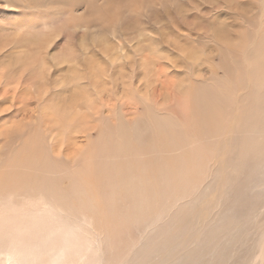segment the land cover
Returning <instances> with one entry per match:
<instances>
[{"label":"rangeland","instance_id":"rangeland-1","mask_svg":"<svg viewBox=\"0 0 264 264\" xmlns=\"http://www.w3.org/2000/svg\"><path fill=\"white\" fill-rule=\"evenodd\" d=\"M184 1L187 0H0V35H3L2 38L0 36V39L4 40L3 38L4 35L7 36L6 34H8V37H10L9 35L11 34L12 36L10 38L13 39L14 33L12 31H14L15 29H22L18 30V34L15 35L16 39H14L12 43H10L9 39V45L7 41L8 37H6V43L0 40V43L2 42L6 44V48L5 46H3L4 49H2L1 47L3 44H0V51L2 50V52L0 53V61L3 60V64L0 63L1 255L2 252H6L9 247L11 248L10 244L12 245L13 243L14 250L16 249L15 251H17L19 255V261L16 260V264H45L48 262L49 257L51 255H54V253L60 251L61 248H63V250L65 251L64 258L62 260L63 262H65V264H92L94 262H96L97 264L96 255L91 250L89 252V247H91L90 239L88 240L89 234L87 231L89 229V224L84 222L82 218H78L80 220L79 221L76 220V218L74 219L75 216L69 217V212L63 209L67 211L66 213L62 210V207L60 205V207L57 205L58 203L55 201L54 196H52V194L49 192L50 189H48L49 183L47 181V172L49 170V172L54 175L52 176L53 182L61 188L62 193L66 195L65 192H68L67 196L69 197V199H71L73 196L70 193V188L71 185L77 184L75 181L83 179L88 181L90 184H92L93 182L92 185L95 188H99L98 185H100L101 187V185H103L101 183L102 181H99L101 177L100 174L103 173L101 167L107 165L105 164V160L111 156L110 153L118 149L116 141L118 139V136H120L121 134V130H127L129 133L131 132L130 134L139 137L141 136L138 133H135L137 132V127H139V130H143V127H146L148 129L154 128L155 130H158L160 132H163L162 130H182V132L186 133L189 139L192 140V108L195 107V110L199 112H203L208 109H215L218 113L224 116L226 120L224 123L225 128L223 129V132L224 134H227V136L230 135L239 140L240 135L246 133L242 132V124L240 120L241 118H243L244 114L251 112L252 110L251 106L253 104H251L250 102L253 100V95H251L250 93H253V91H255V94L257 93V98L259 100H264V97L260 96L259 93L256 92V89L252 90L251 88V85L255 82L256 78L255 65L259 64L258 66L262 69V71H264V0H215L213 4H210L205 0H200L201 2L199 0H191V3L189 0L187 1V3H185ZM229 1L230 3H228ZM246 6H248L247 9ZM179 8L188 10V14L186 16L187 21L185 20L186 23H184V21H181L176 16ZM236 8L239 9V12H236ZM244 8L245 11L247 10L248 14H243L245 11L241 12V10H244ZM234 9L235 11L233 12ZM163 10L165 11V13H168L170 11V13H168L169 16L171 15V11L172 14L175 15L174 17L171 15L173 19V21H171L176 23L172 26L173 31H168V34H173L171 36L179 38L180 43L184 41V43L179 45L171 42L172 45L174 44V47L179 46L177 47V49L179 48L180 51L176 48L174 50L172 46H170V41L167 40V36H169L167 32H164L161 29L159 30V25H157V27H154L156 26L154 24L152 25L151 18L152 16H156L152 13L159 12L158 16H160L161 18H165V15H163ZM160 13L162 16L160 15ZM52 19L53 21L58 20L60 25L63 24L67 28H74L76 30V35H70V38L67 39L65 34L63 37L61 36L62 38H60V35H63L60 34L57 41H55L56 43L54 42L53 46L55 49H52L54 52L52 50H47L48 52H45V55H43L44 57L39 55L33 56V54H30L29 51L26 52L25 50H23L25 49L23 48V46H27V48L29 49L30 45L26 43L28 41L27 39L34 36L36 29L40 28L39 26H42L44 23H47V21L52 24ZM195 19L198 20L197 23L209 25L211 27L223 25V27H225V30L231 31L232 33H230L232 35L234 33L233 36L236 38V41L234 40L235 42H232V44L231 41L229 44H227V41H225L226 43L220 42L224 40H217L220 38H218V36L216 35L213 36L212 31V34L209 33V31L205 32V30L200 29L198 24L197 27L196 24L191 22ZM61 21L62 23H60ZM64 21L66 22L64 23ZM171 21L168 22L170 24V28L172 25ZM231 21L233 25L235 24L234 26L231 25ZM71 22L73 24H70ZM132 22L134 24L145 22L146 26H149L148 29L151 30V33L154 30L157 33L162 32V34L166 36V40L163 39V41H168V44L164 45L165 43L162 42L163 36L160 34V48L162 47L163 49L161 48L162 50H158V41L155 49L154 45L152 44L153 42H151V40H153L152 35H157L154 32V34L152 33L151 35L146 34L141 36L142 39H140V37L137 39L131 35H128L129 33L125 32L124 30ZM148 22H151L150 25ZM68 24L69 26H66ZM176 24L177 27H175ZM53 25L58 24L57 22H54ZM181 25H185V27H181ZM194 26H196L197 28ZM229 26L231 27V30ZM27 27L28 29H31L30 32H28L29 30L27 29ZM188 27L190 29H188ZM33 28H35V30ZM84 28L86 31H88V35L87 32H85V39H88L87 42L89 43V46L91 45L90 41L92 39L98 38V36H102L107 39V43L103 42L102 46L92 44L94 47H98L94 48L90 46L89 48L91 49H87L88 51H90L88 52L86 50L87 57L89 54L90 57H93L90 58L92 59L91 61H89L88 58L82 60L81 57H83L84 55L80 54L82 53V51L79 52L80 56L83 55L80 57V59L82 60L81 63H83V70L86 72H90L91 75L88 76V78L90 79V81L95 82V95L93 105H95V103L96 105L94 107L92 105L91 109L86 110L83 104H78V111L81 110V112L77 114L76 112L78 111L74 110L70 112V115H67L66 113L64 114V112L61 111L62 109L60 111H57L55 108H57L56 106H58L60 101L62 103L70 98L68 96L71 94V91L69 92L71 88L67 89L62 85L57 86L61 81H63L65 76L70 77V75L68 76L67 74H65V68H67L69 64L67 66L62 64L57 65L58 63H54V65L56 66L52 65L53 63L51 62L50 54L52 52L56 53L58 51H67L71 47L76 48V46L79 49V40L77 39L82 35V33H84ZM181 28L182 30L179 31V29ZM7 29H9V31ZM23 29L25 31H23ZM157 30L161 32H158ZM177 30L178 32L174 35V32ZM3 32H5V34H3ZM94 32L96 35L94 34ZM17 35H19V37H17ZM29 35L32 36L29 37ZM105 35L107 36V38ZM157 36L159 37V35ZM158 37L156 38L155 36L154 38L153 36L154 39L160 40V38L158 39ZM145 38V42L141 43V41H144ZM71 39L77 42L75 44L76 46ZM134 40L136 41L134 42ZM146 41L148 43H146ZM24 42L25 44L23 45ZM70 42H73V44L71 43V45L73 46L70 45ZM133 44L136 45V47ZM140 44L146 45L141 46ZM184 44H189L192 48L194 47V51H198V53L196 52V54L204 53L206 57L205 60H208L207 63L209 68V75H207L202 81H200V84L189 87L185 91L184 89H182L181 92L180 90L176 91L177 87L175 88V86H177L175 82L179 81L178 78H180L181 75H186L190 79V82L199 81L196 78L195 73L193 72L197 67V63H193L195 61L191 58V55L194 54H190L189 56L191 57L189 58L186 57L188 55L187 53H190V51L193 50L191 49L190 51L186 52V50H184L186 49L184 48L186 45ZM148 45H150V48L152 49H149ZM189 45L186 47H189L190 49ZM210 46H212L216 50L214 52L215 56L211 51L214 49L208 50ZM19 48L23 50V52L25 51L23 53L24 56L25 53L26 55L30 54L28 57L25 56L24 61L29 58L32 60L36 59L35 61H37L38 59V62L36 64L33 61H31V63H28V59L25 63L23 62L25 68L23 64H17V62H15L18 61L16 58H19L18 56L22 55L21 53H16L18 52ZM134 49L137 52L133 51ZM15 50L16 52H14ZM129 50L130 52L133 51L134 53H137V57L136 54H133V52L131 55L128 52ZM154 50L155 53H153ZM92 51L96 52L95 55L93 54L94 52L92 53ZM194 51L191 53H195ZM208 51H210V53H213H211L212 56L206 55L208 54ZM126 52L128 57L130 54L129 58H131V61H128L129 58L126 57ZM147 52H151L152 56H148ZM165 52L167 53L164 54ZM170 53L172 54L170 55ZM163 54L166 57H164ZM12 55L17 56L13 57ZM162 55L163 57H161ZM176 55L178 56L177 58H175ZM11 56L12 58H10ZM98 56L104 59L102 60ZM172 56H174L175 61L173 60ZM84 57L86 58V56ZM97 57L100 59H98ZM167 57L172 58V61L176 62L177 66H180V64H182L183 67L180 66L179 68H182L183 70L176 69L177 66L175 64L169 65V63H172V61L168 60ZM44 59L47 60V63L50 60L49 63L51 62L52 64L50 65L54 68L51 67L52 69H49L50 65L49 63H46L48 67L45 66V68L47 67L45 69L43 62L45 63L46 61ZM189 59L193 62H191ZM5 60L7 61V63ZM84 60L85 62H83ZM71 61L72 59L69 62L72 63ZM151 61H153L155 65H152L153 63ZM141 62H143V64H141ZM15 63L17 67L16 65H14ZM32 63L36 65L34 66L35 68H30L32 66ZM129 63L134 64V66L131 65L133 66L131 67L130 65H128ZM11 64L13 67L11 66ZM39 65L41 67L43 66L44 71L46 70L44 72L46 75H42L44 77H47V83L45 82L46 79L43 77V79H45L43 84L42 75L40 73H36L40 71L39 69H41V67H38ZM174 65L176 66V68L174 67L176 71L173 68ZM9 66H11L12 68ZM69 66L72 68L71 64ZM148 66L150 67L148 68ZM37 68H39L38 71H36ZM24 69H27V71H25ZM29 69L30 71L33 69L31 73ZM23 70L25 71V73L22 74V72H24ZM48 70L50 73H48ZM93 70H95V72H93ZM28 72L29 76L31 77L28 76ZM120 72L123 76H121ZM26 73L28 79L26 78ZM35 73L37 77L34 75ZM66 73H68V71ZM142 73L145 74V79L143 78ZM156 73L159 75H156ZM229 73H231V76L229 75ZM38 75L40 80H38ZM34 76L36 78H33ZM103 76L104 78L108 77L109 80H107V78L104 79ZM116 77L118 78V81L120 78L122 81H125L126 84L129 83L130 88L126 87L124 82L122 86V83H119ZM95 78H98V81H96ZM128 78L131 82L128 80ZM36 79L37 82H33L36 81ZM140 79L146 80V84L144 80L141 81ZM156 79H158V83L162 84V88L168 90V87H170L169 92L174 90V93L172 92L173 95L171 97V101L170 97L164 98L165 100L169 99L170 101V103L166 105L164 102L167 103L169 101L163 100L164 102H162L163 97L160 96L162 92L160 94L158 93L159 91H162V88L159 87V90L158 88L154 89L153 87H151V91L149 89L151 84ZM100 80L103 82L105 81V83L108 84V86H105L108 87V90L106 88V90L108 91L106 92V96L105 91L103 95L100 85L97 86L98 84H101ZM115 81L117 83H115ZM138 81L140 82V84L138 83ZM227 81H229L228 83L230 84V86L228 87H230V89L228 87L226 89V86L228 85ZM143 82L145 86L147 85L149 88H147L146 86V90L144 91L147 93L146 95H141V98V92L139 94L137 93L144 89L142 87L144 86ZM45 84L49 86L48 91V87ZM114 84L116 87L114 86ZM135 84L142 86L138 87ZM42 85L44 86V88H42L44 93L39 90L41 89ZM45 86L46 90L44 91ZM124 86L126 87V89H123ZM127 88L130 89L129 93L126 92L128 91ZM99 89L101 90V92ZM116 89L122 90L120 92V90L116 91ZM66 90H68L67 94ZM152 91H154V94ZM125 92L128 94H125ZM107 93L109 96H111H107ZM64 94L68 96H65ZM169 94L171 95V92ZM128 95H130V98L128 97ZM147 95L148 97L150 96L149 100H145ZM209 97L211 99L210 102L208 101ZM107 100L112 101L111 103H108ZM241 101H243L246 105ZM49 102H51L52 104ZM53 103H55L56 105ZM112 103L114 105H112ZM52 105L54 106V108ZM241 105H244L245 107H242ZM260 108L261 111L255 118L261 117L264 120V101L261 103ZM46 109L49 112L50 110L52 112L47 113ZM95 110L97 113L95 112ZM55 111L59 113H57V116H55ZM90 111L95 112L96 115L95 113H92ZM231 111L233 114L231 113ZM82 112L84 114L86 113V115H82ZM61 113H63L64 115H60ZM74 114H76V116H74ZM79 114L81 115V117ZM71 116H73L74 118H72ZM69 118H72L73 120ZM79 118H81L83 121H80ZM156 118H162V120H160V122H158L156 126L157 129L155 127H151L150 124H148ZM165 118L173 119V122L175 124H172L168 121L170 123L169 124ZM54 119L55 121L53 122L52 120ZM177 125H179V127ZM159 128H161L162 130ZM226 131H228L229 133ZM110 135H113V137H110ZM251 135L256 136L259 135V133L256 131L251 133ZM227 148L230 150L232 149L231 146H228ZM226 153L229 154L228 152ZM32 154L36 155L37 160L32 164L35 166L27 168V173L31 176V184L28 185L29 187H27L25 192H23V190L20 191V186L18 184L16 185L13 179L15 170H18L15 165L18 164L20 166H23L22 164H24V161L30 158ZM73 157L74 159H72ZM211 157L220 160L224 158V154L221 152L217 153L213 151L211 153ZM45 165L51 166L48 169ZM108 165L109 166L106 168V172L111 169V163H109ZM261 171V174L252 177L250 183L247 186L246 195L244 196V198L249 201L251 205L249 210V217L243 220V222H245L244 225L242 224V228L245 229L244 231L249 229H252V231H254L255 226L257 225L256 223L259 222V220L262 221V218H264V181L261 182V180H264V165L262 166ZM247 182L248 180L247 178H245L243 184ZM252 185L254 187H251ZM254 196L256 197L254 198ZM250 197H252L254 200L252 199V201ZM63 212L64 214H66L65 216L67 218H65ZM12 239L13 242L10 243ZM7 243L9 244V246L7 245L8 248L5 245ZM2 247L6 248V250L4 251ZM13 247L11 249H13ZM9 251L11 252L10 249ZM15 251L12 250V252ZM93 254L95 256H93ZM4 255L5 254H3V256ZM3 256L0 257L3 258ZM251 258H249V260H246L247 264L253 263L254 259ZM253 258L255 257L253 256ZM39 259L41 261L43 260V262H40ZM246 263L244 262V264Z\"/></svg>","mask_w":264,"mask_h":264},{"label":"bare ground","instance_id":"bare-ground-1","mask_svg":"<svg viewBox=\"0 0 264 264\" xmlns=\"http://www.w3.org/2000/svg\"><path fill=\"white\" fill-rule=\"evenodd\" d=\"M187 1H184V2L187 3ZM189 1L191 3V0H189ZM205 1L210 3V4H213L215 2V0H205ZM228 3H230V1ZM188 4H189V2H188ZM232 4H234V3H232ZM228 6H230V5H228ZM247 7L248 6H246V9H247ZM242 9H243V7H242ZM236 10H237L236 12H239L238 11L239 9L236 8ZM234 11H235V9L233 10V12ZM242 11L244 12L245 8H244V10H241V12ZM158 13L159 12H157V13L153 12L152 13V14L156 15L154 17L152 16V18H151L152 25L153 24L156 25L154 27H157V25H159V27H158L159 30L161 29L164 32H167V34H168V31L169 32L173 31L172 26L176 22L175 23L172 22L173 21L172 16L173 17L175 16L172 14V11H171L172 16L170 15L171 17L168 15V13H170V11L168 13H165V11H164V14L163 13L162 14L165 15V18L164 17L161 18L160 16H158L159 15ZM246 13H247V10L243 14H246ZM187 14H188L187 9L179 8L176 16L181 21H184V23H186ZM189 14H191V13H189ZM160 15H161V13H160ZM5 18H7V17H5ZM178 18H176V19H178ZM53 19H55V18H53ZM53 19L51 21H53ZM68 21H70V20H68ZM170 21L172 24L171 25L172 29L169 27L170 24L168 22H170ZM194 21H196V22H194ZM54 22H57L58 25H53ZM65 22L66 21H64V23ZM151 22H148L149 25ZM191 22L196 24V25L198 24L200 29L205 30V32L209 31V33H211V31H212L213 36L216 35V36H218V38H220L217 40H219V41L224 40V41H220V42L226 43L225 41H227L228 42L227 44H229L231 41V44H232V42L236 41L235 40L236 38L233 36L234 33L232 35L231 31L225 30L224 29L225 27H223V25H219L217 27H211L209 25H205V24L203 25V24L197 23L198 20H196V19L191 21ZM60 23H62V21ZM144 23L142 22L140 24L139 23L134 24L132 22L131 24H129L125 28L124 31L128 32L129 33L128 35H131L137 39L139 37H140V39H142L141 36L146 35V34L151 35L153 32L156 33L157 35H159V37L153 33L154 34V35H152L153 40H151V42H153L152 44L154 45L155 49H156L155 46L157 45V41H158L159 48H160V41H161L160 34L163 36L162 42L165 43L164 45L168 44V41H166L167 43L165 41H163V39H165L166 36H164L161 31L157 30L158 32H161V33H157L154 30L151 33V30L148 29L149 26H146V23L145 24ZM167 23H168V26H167ZM189 23H187V24H189ZM230 23H231V25H233L232 21ZM70 24H73V23L71 22ZM177 24L175 27H177ZM185 25H183V26L181 25V27H185ZM198 25H197V27H198ZM66 26H69V24ZM39 27L40 28L36 29L34 36L30 37L32 35H29L30 38L27 39L28 41L26 43L30 45L29 49L27 48V46L26 47L23 46L25 44V42L23 43V45L21 44L23 46V48H25L23 50H25L26 52L29 51V53L33 54V56L34 55L35 56L36 55L43 56V55H45V52L47 50L51 51L54 48V46H53L54 42L57 41L58 36L60 34H63V35H60V38H62L65 34L67 39L70 38V35H73V34L76 35V33H75L76 30L74 28H71V27L67 28L63 24L60 25L58 20L57 21L54 20L52 22V24H50L47 21V23H44L42 26H39ZM73 27H75V26H73ZM194 27H196V26H194ZM186 28H187V26H186ZM229 28L231 30L230 26H229ZM234 28H232V29H234ZM27 29H28V27H27ZM33 29L35 30V28H33ZM188 29H190V28L188 27ZM7 30L9 31V29H7ZM15 30H17V29H15ZM18 30H22V29H18ZM18 30L15 32L12 31L14 33L13 39L10 38L12 36L11 34L9 35L10 37H8V34H6L7 36L4 35V38H3L4 40H1V39L0 40L5 42L7 39L6 37H8L7 41H8V45H9V39H10V43H12V41H14V39H16L15 35L18 34V32H19ZM28 30H26V31L30 32L31 29H28ZM83 30H85V28ZM181 30H182V28L179 29V31H181ZM185 30H183V31H185ZM23 31H25V30L23 29ZM83 32L84 33L81 32L82 35L80 34L81 36L77 39V40H79L78 41L79 42L78 43L79 49L75 45L77 42H75L71 39L74 42V45L76 46V48L71 47L67 51L66 50L65 51H58L56 53H53L54 51L52 50L53 54L52 53L50 54V59H51V62L53 64L51 62L49 63L50 60L48 61L49 65L50 64L54 65V63H56V64L58 63L57 65L62 64L65 66H67L68 64L72 65V68L69 65H68L69 67L67 66V68H65L66 72L68 71V73H70V74H68L65 72V74H67L68 76L70 75V77L65 76V78H68V79L64 78L65 80L63 79V81H61L60 84L57 85V86L62 85L63 87H65L67 89L71 88V90H69V92L71 91V94L68 92L70 94L69 96L64 94L65 96L70 97V98L67 97L68 99L65 98L68 101L65 99H64L65 102L61 103V101H60L58 106H56L57 108H55L57 111H60L62 109L61 111L64 112V114L66 113L67 115L68 114L70 115L71 111H74V110L78 111V108H79V106L77 108L78 104H80V105L83 104L85 106L86 110L92 108L93 101H94V95H95L94 94L95 93L94 92L95 82L90 81L88 76H90L91 73L83 70V68H82L83 63H81V62L83 59H87V58L89 59V61L92 60V59H90L92 57V56L90 57V54L87 57V51H88L87 49L90 46L94 47L92 44H94V45L97 44L99 46H102L103 42L107 43V41H106L107 39H105L102 36H98V38H95V39H92V37H91V39H92L90 41L91 45L89 46V43L87 42L88 39L87 40L85 39L86 38L85 32H87V35H88V31L85 30ZM177 32H178V30L174 32V35ZM78 33H79V31H78ZM113 33H114V31H113ZM204 33H202V34H204ZM3 34H5V32H3ZM94 34H95V32H94ZM168 35L169 36H167V40L170 41L169 44H170V46H172V48L174 50H175V48L177 49V47H179V46L175 45L177 47H174V44L172 45V43H176L178 45L184 43V41H182L180 43L179 38L171 36L173 34H168ZM0 36L2 38L3 35H0ZM153 36H154V38H155V36H156V38L158 37V39L160 38V40L154 39ZM17 37H19V35H17ZM93 38H94V35H93ZM106 38H107V36H106ZM128 38H129V36H128ZM17 40H18V38H17ZM145 40H146V38L144 39V41H141V43L145 42ZM135 41L136 40H134V42ZM73 42H70V45H71V43L73 44ZM110 42H109V44H110ZM5 43H2V42L0 43V44H3L1 46L2 49H4L3 46L6 45ZM146 43H148V42L146 41ZM154 43H156V44H154ZM13 45H14V43H13ZM140 45L143 46L146 44H140ZM184 45L188 46L189 44L188 45L184 44ZM184 45H182V46H184ZM71 46H73V45H71ZM131 46H132V42H131ZM134 46L136 47V45H134ZM148 46H149V49H152V48H150L151 47L150 45H148ZM148 46H146V47H148ZM186 46L184 47V48H186V49H184V50H186V52L190 51L191 49L193 51L195 50V48L194 47L192 48L191 45H189L190 49H189V47L187 48ZM96 47H98V46H95L94 48H96ZM211 47L212 46H210L208 48V50L214 49L213 47L212 48ZM5 48H6V46H5ZM15 48H17V47H15ZM159 48H158V50L163 49L162 47H161L162 49L161 48L159 49ZM89 49H91V48H89ZM20 50L21 49L19 48L18 52H16V50L14 51L16 53L22 54V55L18 54L19 58H16L18 61H15V58H14V61L17 62V64L21 65V64H23V62L25 63L29 59L28 58L24 61L25 56L28 57L30 54L26 55V53H25V56H24L23 53L25 51L23 52V50H21L22 51L21 52ZM113 50H114V46H113ZM81 51H82V53H80V54H83L84 56H86V58L83 55H81V56H83L84 58L80 56L79 52H81ZM110 51H109V53H110ZM133 51L137 52L135 49ZM179 51H180V49H179ZM183 51H182V54H183ZM193 51H190V53H187L188 55L186 54L187 55L186 57L189 58L192 56L191 58H192V60L194 59L195 62H193L190 59L189 60L195 64L197 63L196 64L197 65L196 70H194L193 72L195 73V76L199 81L190 82V79L186 75L183 74L180 76V78H178L179 81L175 82L177 84V86H175V88L177 87L176 91H178V90L181 91L182 89H184V91H185L189 87L200 84V81H202L207 75H209V68H208V63H207L208 60L207 61L205 60L206 57H205L204 53L203 54H200V53L196 54V52L198 53L197 50H196V52L194 51L195 53H191ZM211 51L214 53L216 50L214 49ZM1 52H2V50L0 51V53ZM128 52L132 55V52H130V50ZM151 52H152V50H151ZM151 52H147L148 56H150V57L152 56ZM167 52H169V51H167ZM167 52H165L164 54H166ZM92 53L95 55L96 52L92 51ZM92 53H91V55H92ZM149 53H150V55H149ZM153 53H155V50ZM211 53H210V51H208V54H206V55L212 56L213 53L212 54ZM130 54H129V57H130ZM133 54H136V57H137V53L133 52ZM171 54L172 53H170V55ZM190 54H194V55L189 56ZM125 55L127 58H129L127 56V52L125 53ZM163 55L161 57H163ZM12 56L10 58H12ZM15 56H17V55H15ZM15 56H13V57H15ZM174 56H172V58L175 61ZM214 56H215V53H214ZM80 57L82 58V60L80 59ZM98 57H100V56H98ZM164 57H166V56L164 55ZM177 57L178 56L176 55L175 58H177ZM250 57H248V58H250ZM100 58H98V59H100ZM169 58L170 57H167L168 60L172 61V58H170V59ZM71 59H72V61H71L72 63L69 62ZM101 59L103 60L104 58H101ZM29 60H30V62H29ZM29 60H28V63H31V61H33L36 64L38 62V59H37V61H35L36 59H33V60L29 59ZM142 60H145V59H142ZM2 61H0L1 64H3ZM45 61H46L45 63L43 62L44 68L48 64L47 60H45ZM128 61H131V58H129ZM174 61H172V63H169V65L175 64L177 66V63ZM83 62H85V60ZM151 62L153 63L152 65H155L153 61H151ZM240 62H242V61H240ZM6 63H7V61H6ZM28 63H27V65H28ZM40 63H42V62H40ZM63 63H65V64H63ZM137 63H138V60H137ZM12 64H11V66H12ZM141 64H143V62H141ZM178 64H179V62H178ZM14 65H16V63ZM128 65L134 66V64H132V63H129ZM165 65H166V63H165ZM175 65L173 66V68L174 67L176 68ZM245 65H247V64H245ZM258 65H255L256 78H255V82L252 83L251 88H252V90L256 89V92H258L260 96L264 97V71H262V69ZM11 66H9V67H11ZM23 66L25 68L24 64H23ZM34 66H36V65H34L32 63V66L30 68H32ZM54 66H56V65H54ZM93 66H94V64H93ZM133 66H131V67H133ZM150 66H148V68ZM180 66L183 67L182 64H180ZM180 66L178 65L176 69H178V70L182 69V68H179ZM16 67H17V65H16ZM38 67H41V66L39 65ZM51 67L52 66L50 65L49 69L54 68V67H52V68ZM18 68H17V70H18ZM42 68H43V66L41 67V69L37 68L36 71H38V69H39L41 72L38 71L36 73H40L41 75L42 74L46 75L44 73L46 70L44 71V68L43 69ZM176 69H175V71H176ZM248 69H249V67H248ZM25 71H27V69ZM25 71L22 72V74L25 73ZM29 71H30V69H29ZM31 71H30V73H31ZM172 71H173V69H172ZM172 71H170V72H172ZM33 72H32V74H33ZM93 72H95V70H93ZM36 73L34 75L37 77ZM48 73H50L49 70H48ZM99 74H101V73H99ZM120 74H121V76H123L121 72H120ZM230 74L231 73H229V75ZM39 75H38V80H40ZM142 75H143V78L145 79V77H144L145 74L142 73ZM156 75H159V74L156 73ZM174 75H176V74H174ZM28 76H29V72H28ZM28 76L26 73L27 79H28ZM35 76L33 78H36ZM124 76H127V75H124ZM29 77H31V76H29ZM43 77L44 76L42 75V79H43ZM44 78L46 79L47 77H44ZM103 78H104V76H103ZM106 78H107V80H109L108 77H106ZM106 78H104V79H106ZM124 78H126V77H124ZM45 79H43V84H44ZM95 79H96V81H98L97 80L98 78H95ZM99 79H100V77H99ZM144 79H140V80L143 81ZM128 80H129V78H128ZM128 80H127V82H128ZM46 81H47V79L45 80V82ZM117 81H118V78H117ZM33 82L36 83L37 79H36V81H33ZM49 82H50V80H49ZM118 82L122 83L121 84L122 86H123V82H124L125 86L130 88L129 83L126 84L125 81H122L120 78H119ZM144 82L146 84V80H144ZM144 82H143V85L145 86ZM228 82L229 81H227L228 85L226 86V89L228 86H230V84ZM108 83H109V81H108ZM115 83H117V82L115 81ZM138 83L140 84L139 81H138ZM172 83H173V81H172ZM40 84H41V82H40ZM101 84H98L97 86L100 85L101 90L103 92V95H104V91H105V96H106V92H108L107 91L108 87H105V86H108V84H106L105 81L104 82L101 81ZM127 85H129V86H127ZM135 85H137V84H135ZM46 86H45L44 91L46 90ZM114 86H115V84H114ZM125 86L123 89H126ZM137 86L141 87L142 85H137ZM144 86H142L144 89L143 90L141 89L143 91V93H142V91H139V90H138L139 92L136 91V92H138L137 94H139L141 92L140 96L141 95L143 96L144 94L146 95V93H147L144 91V90H146L145 88L147 85L145 87ZM168 86H166V87H168ZM47 87H48L47 88V91H48L49 86H47ZM100 87H97V88H100ZM151 87H153L154 89L155 88L159 89V87L162 88V84L158 83V79H156L151 84L150 88L147 86V88H149L150 91H151ZM171 87H172V85H171ZM173 87H174V84H173ZM37 88H38V86H37ZM42 88H44L43 85H42L41 89H39V90H41L42 93H44ZM106 88H107V90H106ZM168 88L170 89V87H168ZM228 88L230 89V87H228ZM138 89H140V88H138ZM169 89L166 90V89L162 88V91L158 92L159 94L162 92V94L160 95L163 97L162 102H164L163 101V100H165L164 98L170 97V101L172 100L171 97L173 95L172 92L174 90L170 91L171 92V95H170ZM171 89H173V88H171ZM101 90H100V92H101ZM117 90H120V89H116V91ZM121 90H120V92H121ZM67 91L68 90H66V94H67ZM129 91H130V89H128V91H126V92L129 93ZM126 92H125V94H128ZM152 92L154 94V91H152ZM238 93H240V92H238ZM250 94L253 95V100L250 102L251 104H253L251 106L252 110H251V112L244 114L243 118H241V120H240V122L242 124V132H246V133L240 135L239 140H237L233 136H230V135L227 136V134H224L223 129L225 128L224 123H225L226 119L224 116H222L220 113H218L215 109H208L206 111L199 112V111L195 110V107H193L192 108V127H193V131H192L193 132V138H192V140L189 139L188 135L186 133L182 132V130L181 131H179V130L168 131V130H162L161 128H159L163 131V132H160L158 130H155L154 128L148 129L146 127H143V130H139V127H137V132H135V133H138L141 137L130 134L131 132L129 133L127 130L126 131L121 130V134H120V136H118V139L116 141V143L118 145V149L112 151L111 153L109 152L111 154V156L105 160V164H107V165H104L103 167H101L102 171H103L102 174H100V172H99V174L101 175V177L99 175V177H100L99 181H102L101 183L103 184V185H101V187H100V185L97 184L99 186V188L98 187L95 188L92 185L93 182H92V184H90L88 181L80 178L81 179V180H79L80 182L75 181L77 184L71 185L70 193L73 196L71 199H69V197L67 196L68 192H65L66 195L64 193H62L61 188L58 187V185H56V183L53 182L52 176H54V175L52 173H50L48 170V172H47V181L49 183L48 189H50L49 192L52 194V196H54L55 201L58 203L57 205L58 206L60 205L62 207V210L63 209L67 210L69 212V214H68L69 217L75 216L74 219L76 218V220H79L80 218H82V220H84V222L89 224L88 225L89 229L87 230L88 234H89L88 240L90 239V245H91V247H89L90 248L89 252L91 250L96 255L97 264H242V262L244 260H245L244 262L246 263V260H249V258H251V257H252L251 259H254L252 264H264V218H262L263 219L262 221L259 220V222H257V221H256L257 223L255 222L257 225L255 226V230L253 229L254 231H252V229H249L250 231L249 230L244 231L245 229L242 228V224L243 225L245 224V222H243V220H245V218L249 217V214H250L249 210H250V206H251L249 201H247L244 198V196L246 195L247 186L250 183L253 176L255 177V175L262 173L261 169H262V166L264 165V120L261 117H260L261 119L259 117L255 118L257 116V114L261 111L260 105L264 100H261V99L259 100L257 98V95H256L257 93L255 94V91H253V93H250ZM122 95H124V94H122ZM148 95H150V94H148ZM148 95H147V97H148ZM107 96H109L108 93H107ZM142 96H141V98H142ZM29 97H30V95H29ZM128 97L130 98V95H128ZM147 97L145 100H149L150 96L148 97V99H147ZM106 98H108V97H106ZM125 99H126V97H125ZM108 100H107V102L111 103L112 100L111 101H108ZM166 100L169 101V99H166ZM170 101L167 103L164 102L165 105L170 103ZM208 101L209 102L211 101L210 97H209ZM241 102H243V101H241ZM49 103H51V102H49ZM53 104H55V103H53ZM95 105H96V103H95ZM95 105H93V107ZM112 105H114V104L112 103ZM241 106L245 107L244 105H241ZM53 108H54V106H53ZM96 109H98V108H96ZM48 112L49 111L47 110V113ZM50 112H52V111L50 110ZM80 112H81V110H79L76 113L78 114ZM88 112H89V110H88ZM90 112H92V111H90ZM95 112H96V110H95ZM95 112H92V113H95ZM55 113H56L55 116H57L58 112L55 111ZM96 113H95V115H96ZM231 113H232V111H231ZM62 114L63 113H61L60 115H62ZM82 115H86V113L85 114L83 113ZM74 116H76V114H74ZM51 117H52V115H51ZM71 117L74 118L73 116H71ZM80 117H81V115H80ZM53 118H55V117H53ZM72 118H69V119L73 120ZM84 118H86V117H84ZM60 119H61V117H60ZM79 119H80V121H83L81 118H79ZM165 119L167 120V122L169 121L170 123L175 124L173 122V119H169V118H165ZM160 120H162V118H156L151 123H148V124H150L151 127L156 128V126H157L158 122H160ZM52 121L54 122L55 119ZM177 126L179 127V125H177ZM256 131L259 133V135L252 136L251 133L256 132ZM226 132H228V131H226ZM110 137H113V135H110ZM136 138H140V139H136ZM45 141H47V140H45ZM228 146H231L232 149L231 150L228 149L227 148ZM213 151L217 152V153L218 152L223 153L224 158L217 160V159L211 157V153ZM226 152H228L229 154H227ZM24 159H26V158H24ZM72 159H74V157ZM36 160H37L36 155L32 154L30 156V158H28L27 160L24 161V164H22L23 166H20L18 164L15 165L18 170H15L14 175H13V179H14L15 184L16 185L18 184L20 186V189H21L20 191L23 190V192H25L27 187H29L28 185L31 184V176L27 173V168H31V167L35 166L32 164L35 163ZM109 163H111V165H110L111 169L106 172V168L109 166L108 165ZM45 166L49 169V167L51 165H45ZM10 172H11V169H10ZM245 178H247L248 182L243 184ZM263 181L264 180H261V182H263ZM255 186H256V183H255ZM251 187H254V186L252 185ZM17 188H19V187H17ZM255 197L256 196H254V198ZM250 198H251V200L253 199L252 197H250ZM65 210H63V211H65ZM67 211H65V212L67 213ZM63 214H64V212H63ZM65 215L66 214H64V216ZM65 218H67V217L65 216ZM246 225H247V223H246ZM11 242H13V239H12V241H10V243ZM5 245L8 248L9 244L7 243ZM18 245H19V243H18ZM10 246L12 248L13 243H12V245L10 244ZM11 248L9 247L11 252L9 251V249L6 250V248H3L4 251L6 250V252H4V253L2 252V255L0 254L1 257L3 256V254H5L3 256V258L0 257V264H16L15 263L16 260L19 261V255H18L17 251H15L16 249L14 250V247H13V249H11ZM12 250L15 252H12ZM14 253H17V254H14ZM64 254H65V251L63 250V248H61L60 251H58L57 253H54V255H51L49 257L48 262L45 264H65V262L62 261L64 258ZM94 254H93V256H95ZM253 256L255 258H253ZM40 262H43V260L42 261L40 260ZM244 262H243V264H244ZM92 264H96V262H94Z\"/></svg>","mask_w":264,"mask_h":264}]
</instances>
